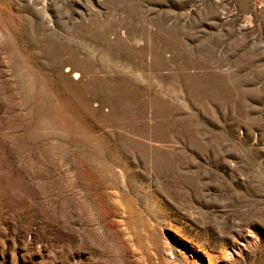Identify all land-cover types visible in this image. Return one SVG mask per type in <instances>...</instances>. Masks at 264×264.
Instances as JSON below:
<instances>
[{"label":"rangeland","instance_id":"obj_1","mask_svg":"<svg viewBox=\"0 0 264 264\" xmlns=\"http://www.w3.org/2000/svg\"><path fill=\"white\" fill-rule=\"evenodd\" d=\"M0 264H264V0H0Z\"/></svg>","mask_w":264,"mask_h":264}]
</instances>
